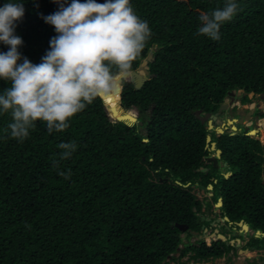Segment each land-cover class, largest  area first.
Returning <instances> with one entry per match:
<instances>
[{"label":"trees","instance_id":"16d2710c","mask_svg":"<svg viewBox=\"0 0 264 264\" xmlns=\"http://www.w3.org/2000/svg\"><path fill=\"white\" fill-rule=\"evenodd\" d=\"M6 2L24 3L15 28L23 40L21 62L26 57L40 64L57 35L44 18L60 4L0 0V7ZM236 2L238 12L212 40L198 34L199 17L225 0H130L151 38L119 79L121 102L116 91L103 97L105 105L95 99L63 132L50 133L38 121L23 141L11 138V116L0 113V264H193L221 258L232 250L229 243H184L176 227L200 231L211 225L199 223L204 203L197 197L210 185L224 199L220 216L264 234V145L245 131L218 136L196 116L199 110L216 113L232 92L243 91V104L252 102L250 94H264V0ZM7 51L0 43V52ZM149 54L154 77L136 90L131 73ZM9 86L0 80V92ZM105 106L128 124L136 115L121 106L137 111L143 126L114 121ZM209 135L232 172L228 179L206 174L215 171L204 165L212 154ZM66 142L77 148L62 160L58 145ZM244 248H264V237L254 235Z\"/></svg>","mask_w":264,"mask_h":264},{"label":"clouds","instance_id":"9594fccd","mask_svg":"<svg viewBox=\"0 0 264 264\" xmlns=\"http://www.w3.org/2000/svg\"><path fill=\"white\" fill-rule=\"evenodd\" d=\"M56 2L60 4L59 10L44 19L55 28L57 35L51 39V50L40 64H33L26 57L21 62L18 49L23 45V40L15 34V28L16 22L24 17V3L6 2L0 7V43L8 46L7 52H0V80L10 85L0 92V113L10 114L11 122L7 130H10L11 138L20 141L29 136L38 121L45 122L50 133L53 130L63 132L70 126L71 118L87 105L114 93L120 77L129 72L151 38L148 23L135 13L130 0H105L102 4L96 0ZM239 8L236 0H225L223 7L202 13L198 34L219 40L221 25L231 21ZM238 92H232L235 93V103L222 112L223 115L220 113L218 120L222 116L221 119L228 122L231 118L228 112L234 109L235 113L239 109L248 113V107L254 109L250 105L253 101L243 104V91ZM260 96L263 97V94H250L249 98ZM232 98L229 95L223 104L230 103ZM205 114L209 113L202 115ZM217 121L213 123L214 130L207 129L209 132L223 129L222 126H215ZM250 121L245 120V127H240L248 136L252 128L248 124ZM230 130L223 134L240 133L239 129ZM259 134L250 137L255 138ZM58 147L63 150L60 159L66 160L75 152L77 145L66 142ZM207 149L216 153L219 150L217 143L215 150H211V146Z\"/></svg>","mask_w":264,"mask_h":264},{"label":"flooded vegetation","instance_id":"af4514ba","mask_svg":"<svg viewBox=\"0 0 264 264\" xmlns=\"http://www.w3.org/2000/svg\"><path fill=\"white\" fill-rule=\"evenodd\" d=\"M241 98V97H240ZM238 98V99H240ZM253 102L250 105H253V115L251 117V121L248 124H251V126L254 128H251V132L257 130H261L262 126L264 128V94L263 97H253L251 99ZM244 106V105H243ZM246 106V105H245ZM249 106V105H248ZM248 111H251V108H247ZM236 109L229 111L228 117L230 120L224 121L222 120V116L219 117V120H221L222 127L224 131H228L230 129H233L232 126L236 125L239 129L238 132H242L244 130H241V126L239 125V121L242 119L240 118L236 113ZM224 113H221L223 115ZM246 118V117H245ZM244 118V119H245ZM234 122L233 124L231 123ZM232 124V126H231ZM245 124V120L243 122ZM257 132H254V134ZM264 133V132H263ZM211 155L206 157L204 160V165L207 166L210 164L211 167H213L215 170L214 172L211 170H206V174H217L218 176H224L225 178H230L232 176V172L229 171L226 164L223 161H220V158H218V161L215 163L214 159L217 158V153L214 151H211ZM210 172V173H209ZM264 177V176H263ZM211 179H213L211 177ZM215 183H218V179H214ZM203 190V189H202ZM219 192V191H218ZM218 192L216 190V187L214 185L209 186L206 190H203L204 197L200 201L204 203V207L202 210V214L199 215V223H203V221H210L211 225L206 228L204 227L200 231H193L197 232L198 234H192L191 237L196 236L198 238V241L203 240L207 242L208 237H211L214 241H218L222 239H218L219 235H224L227 240L223 241L225 243H229L232 247V250L224 255L221 258L216 259H210L198 263L193 264H264V248L261 249H246L244 248L246 245H248L251 242L252 237L255 235V238L257 237H264L262 235H256L254 233L253 229L248 225L249 230L247 231V228H243L242 226L239 227V222H232L228 217H222L220 216V209H222L225 205L223 197H218ZM199 193V192H198ZM217 196L216 202L213 204V208L209 207V204L211 205V201L214 199V197ZM197 197L199 198L198 194ZM221 206H218V205ZM241 222V221H240ZM190 230V229H189ZM190 231V232H191ZM182 232V233H187ZM191 232V233H192ZM233 232H236L237 235L233 236ZM240 236H247L244 238V240ZM238 239H240V242H238ZM234 241V243H232ZM243 250H248V254H242ZM178 257V256H177Z\"/></svg>","mask_w":264,"mask_h":264},{"label":"water","instance_id":"95a60500","mask_svg":"<svg viewBox=\"0 0 264 264\" xmlns=\"http://www.w3.org/2000/svg\"><path fill=\"white\" fill-rule=\"evenodd\" d=\"M154 60L153 58V54H149V56L144 59L140 65V67L138 68V70L136 71H133L131 73V78H132V83L135 85V89L136 90H140L142 89V87L144 86V84L151 78L154 77V75H151L150 71H149V63L152 62ZM116 92H119L120 94V102H121V94H122V87L120 86V84H118V87L116 89ZM115 93V92H114ZM230 96H232L233 98L231 99L230 103H225L223 104L219 111L213 115V114H205V115H202L203 114V111L202 110H199L196 112V116L198 117V119L203 123V124H206L208 123V126H207V129L209 131H212L214 130V121H217L218 120V116L220 113L222 112H225L229 109L230 106H232L234 103H235V93H230L229 94ZM238 95H241V92H238ZM103 101L105 103V98H103ZM122 110H124L125 112H133V111H127L125 110L122 106H121ZM106 109L107 111L110 113V117L116 121V122H124L126 123L125 121L123 120H119V119H115L112 117L111 115V110L109 107L106 106ZM134 113V112H133ZM236 114L242 118L240 121H239V125L241 127H245V125L243 124L244 120H247V121H250L251 120V117L253 115V110H251L250 112L246 113V111L242 110V109H239L237 110ZM246 117V118H245ZM245 118V119H244ZM135 123H138L140 126H143V122H138V117L136 116V122L134 123H131V124H128L126 123L127 125L129 126H132L134 125ZM231 123H234V122H231ZM233 131H237V127L236 126H233ZM219 134H223L224 133V130L221 129V128H218V129H215ZM246 130H249L248 128H246ZM254 132H257L255 134H253ZM256 134H258V131H250L249 135L250 136H255ZM234 135V134H233ZM211 146V150H215L216 148V143H213L212 142V137L209 135L207 137V147ZM221 156V151L220 150H217V158L214 159V162L216 163L218 161V158H220ZM218 206H221L220 204ZM238 226L239 227H243L244 229L247 228V231L249 230L247 224H245L244 221H241L238 223ZM176 227L181 231V232H186V231H191L189 230L190 227L188 225H183V224H176ZM192 232V231H191ZM194 232H192L193 234ZM194 234H198L197 232H195ZM257 235H262V233L260 231H257ZM264 236V234H263ZM218 239H222L223 241H226L227 238L224 236V235H219L218 236ZM238 242H240V239H238ZM232 243H234V241H232ZM241 253H248V250H242Z\"/></svg>","mask_w":264,"mask_h":264},{"label":"rangeland","instance_id":"374dc122","mask_svg":"<svg viewBox=\"0 0 264 264\" xmlns=\"http://www.w3.org/2000/svg\"><path fill=\"white\" fill-rule=\"evenodd\" d=\"M134 112V114H136L137 116H138V113H137V111H133ZM222 121L221 120H218L217 122H216V124H215V126H219V127H221V125H222ZM137 124V123H136ZM252 128H254V126L252 127ZM231 131V130H230ZM232 132V131H231ZM258 132L260 133L259 134V136H257V137H255L256 139H259L261 142H262V144L264 145V128H262L261 130H258ZM216 134L219 136V133L218 132H216ZM254 134V133H253ZM199 192V193H198ZM197 194H198V196H199V200H201V199H203V197H204V194H203V190H200V189H198L197 190ZM237 235V233L236 232H233V236H236ZM181 237H182V239H183V241H184V243H196L197 241H198V238H196V236H193V237H188V234L187 233H182L181 234ZM243 240H244V238H246L247 236H240ZM211 240H213L211 237H208V239H207V244H209V245H211V243H212V241ZM181 247H183V245L181 246ZM176 256H178V254L176 255Z\"/></svg>","mask_w":264,"mask_h":264},{"label":"crops","instance_id":"0c3cea01","mask_svg":"<svg viewBox=\"0 0 264 264\" xmlns=\"http://www.w3.org/2000/svg\"><path fill=\"white\" fill-rule=\"evenodd\" d=\"M242 250H243V249H242ZM248 253H249V252H248ZM248 253H247V254H248ZM242 254H246V253H242Z\"/></svg>","mask_w":264,"mask_h":264}]
</instances>
